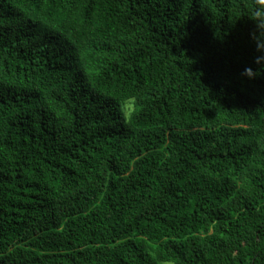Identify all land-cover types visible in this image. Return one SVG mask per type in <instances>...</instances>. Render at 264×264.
Segmentation results:
<instances>
[{
  "label": "trees",
  "instance_id": "1",
  "mask_svg": "<svg viewBox=\"0 0 264 264\" xmlns=\"http://www.w3.org/2000/svg\"><path fill=\"white\" fill-rule=\"evenodd\" d=\"M253 11L0 0V264H264Z\"/></svg>",
  "mask_w": 264,
  "mask_h": 264
},
{
  "label": "clouds",
  "instance_id": "2",
  "mask_svg": "<svg viewBox=\"0 0 264 264\" xmlns=\"http://www.w3.org/2000/svg\"><path fill=\"white\" fill-rule=\"evenodd\" d=\"M256 3L264 6V0H256ZM251 19L257 22L258 27L262 30H264V27H261V24L264 23V12H256L253 11L250 15H248ZM258 50L264 51V46L258 43L257 45ZM264 62V56L257 58V63ZM249 78H255L258 75H261L262 73L257 71L253 72L251 68L246 69L245 73ZM120 111L123 115V118L126 122H130L136 113L139 111V105H138V98L137 94L132 93L126 95L122 101L120 106Z\"/></svg>",
  "mask_w": 264,
  "mask_h": 264
}]
</instances>
